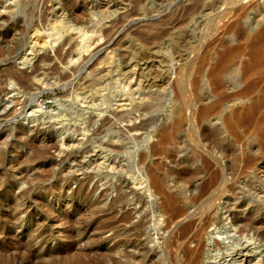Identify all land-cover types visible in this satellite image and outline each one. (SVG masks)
Returning <instances> with one entry per match:
<instances>
[{
	"label": "rangeland",
	"instance_id": "rangeland-1",
	"mask_svg": "<svg viewBox=\"0 0 264 264\" xmlns=\"http://www.w3.org/2000/svg\"><path fill=\"white\" fill-rule=\"evenodd\" d=\"M223 1L0 0V264H264V69L242 81L246 97L220 119L194 121L178 93L187 70L198 110L211 102L206 74L224 45L208 21ZM261 3L244 17L256 26L238 40L247 44L240 70L254 66L247 39L264 34ZM224 118L238 121L226 125L237 170L254 160L249 170L226 171L213 214L188 203L210 199L215 168H200L177 195L181 214L159 210L194 151L182 140L212 124L228 137ZM151 169L163 197L144 188Z\"/></svg>",
	"mask_w": 264,
	"mask_h": 264
},
{
	"label": "bare ground",
	"instance_id": "bare-ground-1",
	"mask_svg": "<svg viewBox=\"0 0 264 264\" xmlns=\"http://www.w3.org/2000/svg\"><path fill=\"white\" fill-rule=\"evenodd\" d=\"M255 2L256 0H246V1L224 0L223 1L224 7L222 12L215 17H211V19L208 21V31H207L208 35L211 36L214 33L217 34V36L219 35L220 41H223V45H224V48L221 51L222 53L221 57L219 58V54L216 53L218 54V60L215 62L212 61L213 64H211L210 62L208 74H206V86L208 87L207 96L211 102L212 100L215 101H213V103L210 102L209 105H207L203 109L198 110L197 108L198 102L196 103L197 99L194 94V91H196V89L198 90V88L196 86V83L193 84L194 87L193 91L187 88L185 80H188L189 76L192 74L187 70H185L182 76L179 78L177 85L179 95L184 97L183 100L185 99L187 104H190L189 107L191 106L193 108V110L191 111L190 109V111L194 121L196 119L199 122H204L210 120L211 118H218V119L222 118L221 115L224 111V107L227 102L230 103L238 102L241 100L242 96L246 97L247 92L246 93L243 91L236 92L237 88H239L242 85V81L247 80L250 76L254 74L256 75L255 72L264 69V34H262V32L258 33L255 36L257 38L248 37L247 39L250 48L249 50H251L250 51L251 53L249 54L248 58L252 62L254 61V66H252L253 69L251 71L249 70L246 71L245 69L243 70V68H241V70L239 68L240 65L239 62H241L240 56L244 52L243 50H245L244 46H246L247 44L241 46L240 44H238V40H240L243 36H245L243 34L244 27H246L249 32L255 30L256 25L253 26L255 17L252 16L250 17L249 20L244 19L247 11ZM259 9L261 10L264 20V0H262V3L259 4ZM209 60H211V58ZM22 76L24 78L28 77L27 74H20L18 78H21ZM252 83L250 84L251 86L249 85L250 87L248 86L249 88H253V87L255 88V85L257 83L256 84H254V82ZM259 84H257L258 87L261 86V82ZM251 90L253 92L254 89ZM216 95L218 96L217 98ZM222 120L224 126L226 124H230L232 125V127H234L238 122L237 119H235L234 120L235 123H232L234 121H231V118L229 119L224 118ZM181 123L182 121L180 120L179 123L177 124L176 133H179L181 128ZM212 126L213 127L211 129V134L200 132L199 130L194 128L192 129L194 130V134L193 135L189 134L182 140L184 144L192 146L194 148V151L190 155L186 156L189 163L188 167L178 168V166L176 165L178 169L173 170V172L171 173L173 179L172 181L174 182V185L176 186L177 189L176 192L178 193H176L174 196L165 197V202L162 203V206H160L159 210L165 211L169 207L174 211L176 216L181 214L183 212L182 208H178L177 210H175L174 208L176 207V203L178 199L177 195H180L182 191L187 189V187L190 188L192 187L193 182L198 176V174L195 172L199 171L200 168L204 169L207 173L212 168H215L209 174L208 182L205 184L206 186L204 188L205 190H208L212 188L215 184H217L218 187L215 189V192L211 195V197H209L210 199L207 198L205 199V201L206 200L207 201L204 202L202 200V193H201L193 199V202L188 203V205H192V206L197 204L199 216L204 214H213L216 211L215 203L216 200L218 199V193L224 192L228 189L226 187V183L228 182L225 178L226 171L233 172V174L235 175H237L238 173V175L240 176L245 172L246 169H248L252 165L254 160H251L250 162L247 161V163L244 162L245 164L243 168L240 171H238L239 151L236 149V143L238 142V139L233 135L232 132L233 128L228 129L227 125L225 126L226 133L228 132L230 134V135L228 134V137H226L224 136V131H222L221 128L220 129L217 128L214 124H212ZM175 138H176L175 136L174 137L171 136L162 139L160 143L162 147L160 150L155 151L156 154H161L163 147L168 142L170 143L174 141ZM207 146L208 148L204 150L203 147H207ZM51 147L55 148V146L53 145H51ZM214 151H217V155H214ZM262 152H264V149ZM256 156L257 154L254 153V157ZM226 157L229 158L231 157L230 158L231 162L228 164L226 163L223 164V161ZM169 158L174 159V155L171 154ZM199 159L201 160L203 166L200 167L195 166L196 167L195 170L191 171L189 167L196 165ZM148 175L150 177V182L148 184L149 186L144 188L147 190L153 189L156 196L163 197L165 195L163 189L164 180L161 178V175L154 169H151ZM142 184H143L142 182L139 183V185ZM165 203H169V204L165 205ZM172 247L168 248L167 253L172 250Z\"/></svg>",
	"mask_w": 264,
	"mask_h": 264
}]
</instances>
